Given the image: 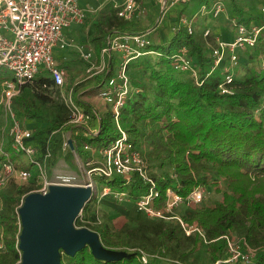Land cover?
I'll list each match as a JSON object with an SVG mask.
<instances>
[{
    "label": "trees",
    "instance_id": "1",
    "mask_svg": "<svg viewBox=\"0 0 264 264\" xmlns=\"http://www.w3.org/2000/svg\"><path fill=\"white\" fill-rule=\"evenodd\" d=\"M135 1L143 3V0ZM196 1L209 6L216 0ZM230 1L232 8L229 9L241 21H247L238 0ZM95 25L97 31L90 41L94 42L98 53L109 34L137 32L135 24L120 18L112 7L105 19ZM205 28L198 26L196 32L189 35L186 27L181 25L166 45L148 47L159 55L140 56L129 63V72L148 73L151 89L142 81L131 79V85L140 91L133 92L127 99L120 121L144 157L142 141L160 144L161 148L156 144L159 156L149 153L148 157H163V162L175 173L161 177L148 172L160 190V196L152 201L154 207L166 205L168 189L183 197L197 187H204L208 195L210 192L220 194L216 200L205 194L200 204L190 207L183 215L186 220L196 222L205 235H187L177 219H154L144 213H141L136 228L119 229L106 213L101 218L98 216L92 198L75 219V226L95 232L105 249L123 251L126 256L113 261L98 259L86 245L74 255L61 250V264H216L228 253L226 240L221 236L232 233L240 237L236 242L242 250L247 251L249 246L256 251L254 264H264V183L261 182L264 180V108L261 105L264 69L256 63L251 64L264 54V36L255 49L244 52L247 56L243 55V58L247 57L249 61L242 59L236 70L232 84L234 93L223 95L219 90L221 69L208 75L211 49L205 50V44L213 36L205 38ZM182 46L189 49V55L199 67L201 85L195 83L190 72L177 70L172 64L170 55ZM110 66L113 68V63ZM112 74L104 73L92 80L98 87ZM52 84L48 78L40 77L24 85L21 94L13 98L17 115L35 123L29 142L39 150L40 158L49 144L52 154L49 168L64 156L65 132L76 142V151L84 162L88 159L84 145L107 147L120 136L110 112L95 114L89 104L80 102L77 97L75 102L84 107L90 117L89 123L87 126L67 124L71 114L67 105L50 102L47 95L49 91L54 92L49 89ZM53 131L57 132L50 139ZM66 159L72 163L73 153L68 151ZM12 160L20 167L17 155L12 156ZM98 178L104 187L124 193L132 202L150 189L139 174L129 181L119 175L112 179ZM14 182L0 188V264H18L23 256L19 249L22 226L18 222L16 206L30 188ZM176 211L178 213L179 209ZM145 255L147 261L144 262L142 257Z\"/></svg>",
    "mask_w": 264,
    "mask_h": 264
},
{
    "label": "built area",
    "instance_id": "2",
    "mask_svg": "<svg viewBox=\"0 0 264 264\" xmlns=\"http://www.w3.org/2000/svg\"><path fill=\"white\" fill-rule=\"evenodd\" d=\"M169 1V5L173 6L180 1L185 3L188 0ZM252 1L259 11L257 15L248 17L247 21H241L240 17L232 15L226 2L222 0H216L209 6L204 4L199 10L204 15H211L213 19L225 17L232 24L231 40L224 41L217 38V43L209 53L212 62L208 75L221 69L222 79L219 90L223 95L234 93L232 84L236 70L241 66L244 52L255 49L261 37L264 36V0ZM113 7L120 18L128 21L137 19L146 9L143 3L135 0L114 2ZM88 12V9L80 6L79 0H0V73L7 71L11 76L9 80L0 81V113L8 120L5 127L9 128V136L6 139L3 138L0 143V188L7 186L11 181L23 185L33 183V187L16 206L18 222L22 226L19 211L29 193L48 194L51 186H69L77 181L83 186L88 185L93 188L95 183L93 177L95 179L98 176L112 179L119 175L129 181L135 174H139L147 181L150 188L147 193L134 202L140 213L154 219L171 220L175 218L180 222L187 235L198 233L203 237L205 235L203 229L191 225L188 220H183L179 217L176 209L181 207L189 209L200 204L206 194L205 188L197 187L187 197L181 196L173 189H168L166 205L162 208L154 207L152 201L160 196V190L148 174L147 161L142 151L132 143L128 132L120 124L121 113L128 102L127 99L133 92L140 91L131 85L127 67L130 62L137 60L140 56L156 53L153 50H148V47L152 45L149 34L156 30V25L163 21V16L158 17L155 25L146 31L135 34L114 33L108 35L100 51L101 60L97 61L93 52L87 50L85 45L75 43L66 35L70 27L82 24L86 20ZM180 25L187 28L189 35L195 33V26L188 17H181ZM210 34L211 29L204 31L205 38ZM66 49H72L78 57L91 64L86 70L88 79L113 72L97 87V94L110 107L109 112L120 136L107 147L96 148L84 145L85 150L92 153V156L84 162L90 181L81 182V176L75 172L68 174L58 169H54L49 174L48 165L52 159L49 144L45 154L40 158L39 150L29 142L33 131L25 127L24 119L17 115L13 105V98L21 94L24 85L31 84L43 76V78L53 81L49 89L58 93L63 103L69 108L71 114L67 124L87 126L90 117L86 110L74 100L76 85H68L67 74L56 59V52ZM156 54L159 55V53ZM170 56L175 69L190 72L195 83L202 84L203 81L199 80V67L194 58L189 55V49L186 46H182L180 50ZM111 60L113 68L110 66ZM255 60V63H259L260 67L264 69V58L260 61L259 58ZM261 97V105L264 108V94ZM257 111L255 110V112ZM5 127L3 126L1 129H5ZM56 132L53 131L49 138L51 139ZM75 143L74 141V147ZM62 147L64 151L70 149L68 136L64 138ZM72 152L74 158H80L76 147ZM12 153L27 160L30 163L29 167H18L12 160ZM104 190L105 194L110 191L112 194L126 199L124 193L112 191L108 187H105ZM221 238L226 240L228 253L223 260H219L216 264H254L255 250L249 246L247 251L242 250L241 245L233 237L224 235ZM142 260L147 261L146 255L142 257Z\"/></svg>",
    "mask_w": 264,
    "mask_h": 264
},
{
    "label": "water",
    "instance_id": "3",
    "mask_svg": "<svg viewBox=\"0 0 264 264\" xmlns=\"http://www.w3.org/2000/svg\"><path fill=\"white\" fill-rule=\"evenodd\" d=\"M69 147L74 149L72 139ZM94 196L91 188L54 185L48 194L29 193L20 208L18 264H61V250L74 255L89 246L98 259L113 261L125 257L123 251L105 249L99 235L88 228L75 227V219Z\"/></svg>",
    "mask_w": 264,
    "mask_h": 264
},
{
    "label": "rangeland",
    "instance_id": "4",
    "mask_svg": "<svg viewBox=\"0 0 264 264\" xmlns=\"http://www.w3.org/2000/svg\"><path fill=\"white\" fill-rule=\"evenodd\" d=\"M225 1V0H222ZM227 4L229 5V8H232V4L230 0H226ZM81 4H89L92 5L94 4V0H80ZM238 4L244 9V15L248 18L250 16H254L258 14L259 9H257L254 6V3L251 0H238ZM193 7L195 8L193 11L192 7L189 8H185L184 11L186 13V16L190 18L194 16L196 10L199 11L200 6L202 4H200V2L195 1V3H192ZM200 12V11H199ZM96 16V17H95ZM199 18H201V16H198ZM103 19L102 15H99L98 13H94L91 17L87 18L86 21L80 26H75L72 27V31L73 30H78V33L76 34L77 37V41L82 42V43H86L87 42V38L93 36L94 33H96L97 29L95 27L94 24H92L93 20L99 21ZM199 24H203L201 23V19H197V17H195V19H193V25L198 27V25L195 24V22H197ZM220 25L227 27V28H232V24H230L229 22L227 23L226 21L222 22L220 19ZM211 29V27H210ZM215 46V40H213V38H211V41L207 42V44H205V50L210 51V49L212 47ZM209 53V52H208ZM264 57V54H262L261 58ZM256 60L251 61V64H255ZM250 63V62H249ZM65 64H67L68 67V71H67V83L70 86L76 85V88L78 87V91L76 92V96H83L84 98H82V100L87 103L90 101L91 99V95L92 93H88L89 90H91L92 88H88V84L91 82L92 79H88L87 78V73L86 70L87 68L91 65L89 63H87L85 60L83 59H73L72 56H70V60L66 61ZM63 64V65H65ZM251 66V65H250ZM69 72V73H68ZM131 76L133 79L137 80V81H142L144 83L145 86H147L148 89H151V86L149 85L147 78H148V73L143 72L141 70L138 71H131ZM41 77V76H40ZM43 77V76H42ZM11 79L10 74L6 71V72H2L0 74V81L2 80H9ZM81 86V87H80ZM82 91H84V95L81 94ZM47 95L49 96V100L50 102H57V103H63L61 97L58 95V93L55 92H48ZM87 101V102H86ZM91 103V102H90ZM89 104V103H88ZM92 104V103H91ZM90 105V104H89ZM95 109H101V107L96 106ZM98 110V111H102ZM105 112V110H103ZM7 119L4 115H2V113H0V143L2 141L3 138H7L8 135V131L9 128L7 129V127H5V124L7 123ZM5 127V129H1L2 127ZM157 146L159 148H161V145L156 143ZM156 144L152 145L149 144L146 140L141 142V147L145 152V159L147 161V167H148V172H151L153 174H157L158 176L163 177L165 174H174L173 169L169 166L166 165L163 162V157H158L159 159H153V157L150 156V158L148 157V154L150 153V155L152 156H159L156 153L159 152V150L156 149ZM156 149V150H155ZM18 156V160L17 162L21 165L24 166V162L21 161L22 158ZM83 160V159H82ZM80 158H74L73 162H74V166H70L68 165V167L63 168L62 172L65 173H71V172H75L76 174H78L80 177L81 182L83 181H90V177L87 176L86 174V170H85V164L84 161H82ZM165 161V159H164ZM166 161L168 162V159H166ZM165 161V162H166ZM25 163L28 164V161L26 160ZM30 165V163H29ZM62 170V169H60ZM72 173V174H75ZM94 187L91 188V190L93 191V193L95 194L93 196V199L95 201V205H96V211L98 212V216L101 218V216L106 213L108 215V217L113 221V223L115 224V226L119 229H123V230H129V229H134L137 227L138 225V221L141 219L142 214L137 210L136 205L134 204V202H132L129 199H125L123 197H118L116 194H112L110 191H107V194H105V190L103 187V183L99 178H94ZM262 184L264 183V180L261 181ZM17 185L21 186V187H26L28 186L27 184L23 185L17 182H14ZM63 186V185H61ZM86 186V185H84ZM79 181H77L76 183L74 182V184H69V186H64V187H84ZM208 195V194H206ZM207 198H212L214 200H216L217 198H220V194L215 193V192H210V194L207 196ZM187 211V212H186ZM188 209L185 207H181L179 208V212L178 215L179 217H181L183 220H186L185 217H183L184 213H188ZM187 221V220H186ZM190 222V221H189ZM191 225H196L197 227L199 226L196 222H190ZM76 227V226H75ZM200 227V226H199ZM201 228V227H200ZM202 229V228H201ZM198 234V233H197ZM229 237H233L235 241H239V236L238 234H233L232 235H228ZM238 243V242H237ZM204 251V250H203ZM203 254V253H202ZM208 261V260H206ZM219 262V261H218Z\"/></svg>",
    "mask_w": 264,
    "mask_h": 264
},
{
    "label": "crops",
    "instance_id": "5",
    "mask_svg": "<svg viewBox=\"0 0 264 264\" xmlns=\"http://www.w3.org/2000/svg\"><path fill=\"white\" fill-rule=\"evenodd\" d=\"M122 1H124V0H101L99 2L94 0L95 3L92 4V5H89V4H84L83 5V4L80 3V0H79V4H80V6L82 8L89 10V12L87 13V18L91 17L94 13H98L99 15L103 16L102 20H104L106 15H107L108 9L110 7L114 8L113 7L114 2L121 3ZM195 1L196 0H188L185 3L180 1V2H178L176 4H174L173 6H171V5H169V3H170L169 0H143V6L146 7L145 11L143 12V14L139 15V17H137V19H134V20H131V21L135 24V28H136L137 32H143V31H146L149 28H151V26L155 25V21L157 20L158 17L163 16V21L161 23H158V25H156V27H157L156 30L154 32H152L151 34H149V40H150V42L152 44L166 45L168 42H170V40L173 38V36L177 33L178 28L181 27L180 18L181 17H187L184 9L192 7L193 11H194L195 8L193 7L192 3H195ZM252 2L254 3V1H252ZM202 5H204V4H202ZM228 9H229V7H228ZM231 14L235 15V16H238L237 14H234L232 11H231ZM198 16H201V18H199ZM195 17H197V19H201V23H203V24H199L198 21L195 22V24L198 25L200 28H202V26H204V27H206L205 28V30H206V29H210V27H211V34L210 35L213 36V40H215V44L217 43L216 42L217 38L222 39L224 41L225 40H228V41L231 40L233 28H230V27L227 28V27H224V26L219 24L220 23L219 19L222 22L223 21L224 22L226 21L227 23L229 22L228 20H226L225 17L218 18V19H213L211 15H204L201 12L196 10L194 16L191 17V18L189 16L188 18L190 20H192V22H193V19H195ZM250 17H252V16H250ZM102 20H100V19H99V21L93 20L92 24L95 25V23H98V22H100ZM82 24L73 25L72 27H75V26L78 27L79 26L78 29H80V26ZM72 27H70L68 29V31L66 32L67 37L69 39H72L77 44L80 43V44L85 45L87 50H90V51L93 52L95 60L100 61L101 60L100 52L99 53L97 52L96 45L94 44V42L92 43L90 41L91 38L96 33H94L93 36L88 37L86 43H82L80 41L79 42L77 41L76 34L78 33V30H73L72 31L71 30ZM95 27H96V25H95ZM135 28H133V29H135ZM196 29H197V27L195 26V32H196ZM137 32H122V33L135 34ZM122 33H120V34H122ZM112 34H114V33H112ZM104 41L105 40L102 41L103 46L105 44ZM245 55L247 56V54H245ZM70 56H72L73 59H75V60L76 59H81L80 57H78V55L74 51H72V49H66L64 51L59 50L58 52H56V59L58 60L59 65L65 70L66 74H67V71H68V67H67V64H65V62L70 60ZM261 56H262V54L260 55V57H258L259 61L262 60ZM113 58H115V57L113 56ZM242 59H243L244 62H245V60L249 61V59L247 57H245V58L242 57ZM110 63H112V60H111ZM63 64H65V65H63ZM258 65H259V63H258ZM127 71L129 72V70H127ZM129 75H130V77L132 79L131 72H129ZM98 76H100V75H98ZM96 87H97V84L95 83V80H91V82L88 84V88H92V89L89 90L88 93H90V94L92 93V95H91L90 101L89 102L86 101V102H87V104L88 103L90 104V106L93 109V111L95 112V114L104 115L105 113L109 112L110 107L99 98V96L97 94V88ZM77 89H78V87L75 89L76 92L80 88L78 90ZM81 94L84 95V91H82ZM75 97H77L80 102L81 101L84 102L82 100V98H84L83 96H81V97L79 95L76 96V93H75L74 94V100H75ZM0 98H1V91H0ZM78 105H80V104H78ZM96 106L101 107V109L105 110V112L103 110L102 111H98V110H101V109H97L96 110L95 109ZM23 119L25 121V127H27L29 129H31L32 131H34L35 128H36L35 127V123L32 120L25 119V118H23ZM92 129L89 128V130L91 132H94V130H92ZM67 136H68V140L72 139L70 137V133L65 132V134L63 136V141H64V138L67 137ZM72 143H73V147H74V141L73 140H72ZM72 150L73 149H71V147L67 151L63 150L64 151V156L58 159L57 164L54 165V167H50V168H49V165H48V173L51 174L54 171V169H58V170L62 169L63 170V168H65V167L67 168L68 165L74 166L73 160H72V163H71V162L67 161V159H66V154L68 153V151L72 152ZM85 151L88 152L87 158H90L92 156V153L90 151H88V150H85ZM38 155H39V151H38ZM12 156H15V154L12 153ZM21 161L24 162V166L21 165L22 168L29 167V163L28 164L25 163V161H26L25 159H22ZM26 187L31 189L33 187V183L28 184V186H26Z\"/></svg>",
    "mask_w": 264,
    "mask_h": 264
}]
</instances>
